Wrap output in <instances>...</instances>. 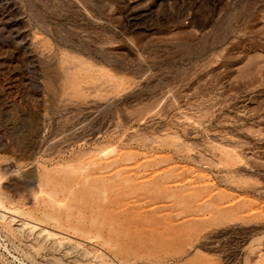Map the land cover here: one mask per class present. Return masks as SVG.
<instances>
[{
  "label": "rangeland",
  "instance_id": "rangeland-1",
  "mask_svg": "<svg viewBox=\"0 0 264 264\" xmlns=\"http://www.w3.org/2000/svg\"><path fill=\"white\" fill-rule=\"evenodd\" d=\"M0 264H264V0H0Z\"/></svg>",
  "mask_w": 264,
  "mask_h": 264
}]
</instances>
